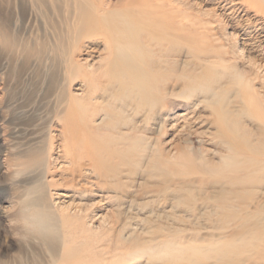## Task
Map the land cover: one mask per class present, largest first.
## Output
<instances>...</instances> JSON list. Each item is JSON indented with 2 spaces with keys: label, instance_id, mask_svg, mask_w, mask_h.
<instances>
[{
  "label": "rangeland",
  "instance_id": "obj_1",
  "mask_svg": "<svg viewBox=\"0 0 264 264\" xmlns=\"http://www.w3.org/2000/svg\"><path fill=\"white\" fill-rule=\"evenodd\" d=\"M95 2L107 22L74 38L77 0H0V264H52L53 243L63 264H219L207 249L225 238L254 250L240 264H264V0ZM113 59L110 107L98 96L83 113L84 70ZM229 136L241 167L218 175ZM40 187L51 212L81 210L49 235Z\"/></svg>",
  "mask_w": 264,
  "mask_h": 264
},
{
  "label": "bare ground",
  "instance_id": "obj_2",
  "mask_svg": "<svg viewBox=\"0 0 264 264\" xmlns=\"http://www.w3.org/2000/svg\"><path fill=\"white\" fill-rule=\"evenodd\" d=\"M74 9H75V7H74ZM111 11H112L111 9H107L105 6L103 7V5L101 3H97V2H95V0H77V15H76V17H77V25L73 28L74 38L77 37V36H81L82 37L84 35H88L90 32H94V31H97V30L98 31L101 30L103 28L104 21L107 22L108 15L111 13ZM95 19H97V20H95ZM70 35H72V33H70ZM263 35H264V33H263ZM119 51H120V49H119ZM120 52H122V51H120ZM114 59L116 60V56H115ZM114 59L111 60V61H106L105 64H102V65H100L98 67H96V66L95 67H93V66L91 67L90 66L91 69H85L84 70L83 66H82V68H81V66H77V68H79V70H80V68L84 70V73L82 74V76L84 78L83 79V81H84L83 85L86 86V88H85L86 90H84L85 93H81L80 92L78 94H74V95L72 94V99L74 100V103L77 106V108H79L80 111H82L83 113H85L89 109L90 104L93 103V100L96 99L98 96L99 97H102L103 101L107 103L106 104L107 106L106 105H104V106H106L107 108L110 107L109 98H110V95H111V91H110L111 88H110L109 85L112 84V77H113L112 74L114 72L113 68H115L116 67V64H117L114 61ZM253 63L257 67V74H259V75L261 74L264 77V56L261 57V58H258V59L253 60ZM70 64H71V62H70ZM112 66H114V67H112ZM71 68H72V65H70V68L69 69H71ZM133 68L134 67H132V69ZM68 72H69V70H68ZM74 75H76V74L74 72V69L72 68L71 71L69 72L68 79L70 81H72L73 78H74ZM106 77H107V80H108V82L106 83V86L104 88H102V91H101L100 94L94 95V93L96 92L94 82L97 81V80H99V81L101 80L102 81V79H104V78L106 79ZM121 82H123V81H121ZM79 88H81V87H79ZM126 90H128V89H126ZM254 93L258 96L259 101L262 102V104L260 105V107L263 108V106H264V91H262V92L261 91H254ZM190 95L191 94H189V97L188 98H190ZM146 104L149 105V109L145 111L144 117L142 119H144L146 122H148L150 119H154L155 118V116L153 114V106H154V104L151 102V99H149V98L147 99ZM140 106L141 105H139V107H135V108L133 107L134 108L135 115L142 112L141 111L142 107H140ZM80 111H79V113H80ZM82 115H84V114H82ZM108 115L109 114H107V116ZM130 120L134 121V118H130ZM138 126L139 125L136 124V120H135L134 121L133 128L134 129H140ZM151 139L152 138L149 137V141L150 142H151ZM231 140L232 139H231L230 136L228 138H226V139L223 140V144L222 145L223 146H226L227 149L230 152H229V154L227 153L226 155H223V159H224L223 164H220L221 165V166L219 165L220 168L218 167V169L214 170V172L215 173L217 172L218 175H221V174H223L226 171H227V174H228V172H232L233 173V172H235L234 170H237L238 168L241 167V164H240L241 162L238 160V153L235 152V146H234L233 142L231 143ZM67 153L69 155H71V160H72L73 163H76V162H78V161H80L82 159V157L77 158V154L75 153V151L73 149L72 150H68ZM80 154L78 153V155H80ZM98 156H100L99 153H98ZM98 156L97 157H94V158L92 157V160H96L98 158ZM95 171L98 172L97 174H98V176H99V178L101 180H104L106 182L112 183V185L115 186L116 188L119 187L117 185L118 182H119V179L118 180H115L116 179V175H115L116 172L106 173V172L100 171L98 169L95 170ZM227 174H225V175H227ZM114 180H115V182H113ZM230 183L233 184V185H235V183H236V175H233L232 176V179H231V182ZM34 192H36V194H35V196L33 197L32 201H31L32 204L34 206H36V210L34 212V218L41 225V228H40L41 231L43 233L47 234V235L50 234L49 232H51V230L52 231L55 230L56 223H59V220L60 219L62 220L63 224L64 223L65 224H70L72 222V220H74L76 217H78V214L81 211V210H79L78 214H77L76 211L74 213H69V211L68 212H63L62 211V212H60L59 215H57L56 213L51 212V210L48 208V206H47V199H46V197L44 195L43 189L41 187L40 188H36L34 190ZM85 209H87V208H85ZM209 210L211 211V209H209ZM119 212H120L119 213V216H120V214H121L122 211L120 210ZM223 214H224V212H223ZM220 215H221V213H220ZM66 217H69L67 219L69 221H67L65 219ZM260 217H262V216H260ZM225 218H226V216H225ZM217 219H218L217 220L218 221L217 222V226L218 227H223V224H222V215H221V217H218ZM211 220H213V219H211ZM118 221H119V219H116L115 221L112 222V224H114V223H116ZM231 221H228V222L230 223ZM236 222L238 223V221H236ZM125 224L126 223L124 222L121 225L124 226ZM235 226L236 227L231 231V236H233V235L236 236L237 235L236 232H237V228L239 226L238 225H235ZM252 229H254V228H252ZM256 231H257V229H256ZM219 232H220L219 233L220 237H222L223 235H225V232L223 230H220ZM243 235H245V234H243ZM238 237H240V236H238ZM233 238L236 239V237H233ZM260 238H262V237H260ZM225 239H223V242L222 243L220 242L221 243L220 245L216 246L217 243L215 242V245L214 246H210L209 249H207L208 252H209V254L207 252L209 259L210 258H215V259H217L218 262H221L222 264H240V263L246 261L247 259L251 258L252 255L254 254V252H253L254 250L252 251L251 249H249V247L246 248L245 246H239V245L238 246L237 245L235 246L234 244H237L236 242L233 244V246H230L229 244H227L228 242L226 243L224 241ZM240 239H238V240L240 241ZM242 240H243V238H242ZM254 240H256V239H254ZM211 241H214V240H211ZM220 241H221V239H220ZM207 242L209 243V241H207ZM262 242H263V240H262ZM257 243H259V242H257ZM209 244H212V243H209ZM218 244H219V242H218ZM231 244H232V242H231ZM260 244H262V243H260ZM242 245H243V243H242ZM253 245L254 246L255 245L258 246V244H253ZM253 245H251V246H253ZM261 248L264 249V247H262V246H261ZM247 249H249V250H247ZM49 251H50V254H51L52 264H63L62 261L63 260H66L67 258H69L71 256V252L70 251L64 250L62 252V254L60 255V257H59V251H58V244L57 243H53V244L49 245ZM258 252H260V251H258ZM247 253H248V255H247ZM259 257L262 259L261 256H259ZM182 258H184V257H182ZM205 260L206 259H204V261ZM252 260H253V258H252ZM246 262H250V260L249 261H246ZM221 263H219V264H221ZM50 264H51V262H50ZM190 264H191V262H190ZM208 264H210L209 261H208Z\"/></svg>",
  "mask_w": 264,
  "mask_h": 264
}]
</instances>
